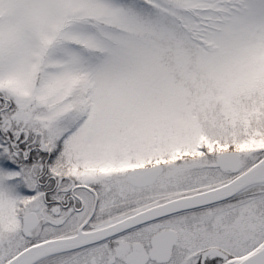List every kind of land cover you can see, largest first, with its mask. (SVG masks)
<instances>
[{
	"label": "snow or ice",
	"instance_id": "1",
	"mask_svg": "<svg viewBox=\"0 0 264 264\" xmlns=\"http://www.w3.org/2000/svg\"><path fill=\"white\" fill-rule=\"evenodd\" d=\"M0 264H264V0H0Z\"/></svg>",
	"mask_w": 264,
	"mask_h": 264
}]
</instances>
